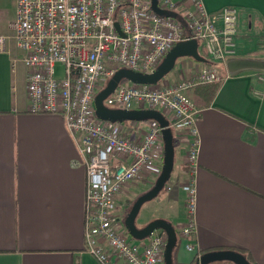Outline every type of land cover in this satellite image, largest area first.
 <instances>
[{
    "label": "crops",
    "instance_id": "obj_1",
    "mask_svg": "<svg viewBox=\"0 0 264 264\" xmlns=\"http://www.w3.org/2000/svg\"><path fill=\"white\" fill-rule=\"evenodd\" d=\"M175 1L172 13L179 17L185 0ZM201 1L211 14L234 6L240 17L235 55L226 66L211 62L222 75L228 73L218 81L212 100H201L199 85L185 93L198 109L196 225L194 251L180 241L172 251V264H194L205 251L231 248L244 250L254 264H264V94L253 93L264 89L257 80L264 73V0ZM13 14V0H0V35L7 36L0 51V264H99L85 247V168L77 163L62 116L28 110L23 52L9 28ZM204 65L184 62L171 83ZM144 125L132 121L123 129L137 139ZM179 145L184 170H178L175 182H167L171 189L162 218L177 236L186 220L181 185L187 178L186 148ZM132 182L124 186L126 191ZM146 241L135 240L138 245ZM98 242L107 251L104 240Z\"/></svg>",
    "mask_w": 264,
    "mask_h": 264
},
{
    "label": "built area",
    "instance_id": "obj_2",
    "mask_svg": "<svg viewBox=\"0 0 264 264\" xmlns=\"http://www.w3.org/2000/svg\"><path fill=\"white\" fill-rule=\"evenodd\" d=\"M9 21L16 47L26 68L28 110L59 114L75 143L77 163L85 168L84 239L86 250L99 264H164L166 234L155 230L146 243L120 230L116 196L128 183L153 181L163 159L161 127L155 120L145 125L137 139L127 136L121 122L96 117V93L119 68L150 73L176 43L196 39L211 61L226 66L236 53L240 11L224 6L209 13L201 0H185L179 17L158 14L151 0H13ZM167 12L175 0H157ZM6 35H0V51ZM62 66L61 76L55 66ZM218 65L210 63L175 83L116 86L105 101L110 108L156 109L164 114L173 140L186 148L187 178L182 183L186 220L179 236L187 251H194L198 167V109L186 95L196 85L224 80ZM264 84V73L257 75ZM263 95L264 89H254ZM164 189L169 191L167 183ZM103 239L107 251L99 244ZM178 239V236H177Z\"/></svg>",
    "mask_w": 264,
    "mask_h": 264
},
{
    "label": "water",
    "instance_id": "obj_3",
    "mask_svg": "<svg viewBox=\"0 0 264 264\" xmlns=\"http://www.w3.org/2000/svg\"><path fill=\"white\" fill-rule=\"evenodd\" d=\"M151 8L158 14L165 16H173L172 12H167L157 6V0H151ZM179 57H191L197 62L205 63L207 60L200 54L198 50V42L196 39H188L174 44L165 54L158 66L150 73H143L128 68H119L111 76L106 84L96 93L92 106L97 118L110 122L131 121H147L155 120L161 127L163 140V159L160 174L155 179L152 186L144 193L140 194L132 203L129 211L124 218V227L126 233L135 240L147 238L155 230H163L166 234V242L164 247V264H172V251L177 244V234L174 226L164 220L155 219L147 223L143 227H137L134 224L135 217L141 205L153 199L164 188L168 182L174 164V145L173 133L169 127V122L162 112L156 109H118L110 108L104 103L110 94H112L122 79H126L137 84H156L168 72H170ZM220 261H230L234 264H253L246 256L233 249L210 250L201 253L194 264H210Z\"/></svg>",
    "mask_w": 264,
    "mask_h": 264
},
{
    "label": "rangeland",
    "instance_id": "obj_4",
    "mask_svg": "<svg viewBox=\"0 0 264 264\" xmlns=\"http://www.w3.org/2000/svg\"><path fill=\"white\" fill-rule=\"evenodd\" d=\"M198 50L201 53H204L206 54V52L204 51V48L202 46V43L200 42L199 43V46H198ZM189 61H192V62H196V60L192 59L191 57H179L176 59L175 61V64H174V67L173 69L168 72L161 80H159L158 82H164L163 80H165V83H171V82H174V80L179 77H176L175 75V72H179L178 69L183 66V63L185 62H189ZM62 74V66L60 64H56L55 66V75L56 76H61ZM108 81L105 80L104 83H103V86L106 84V82ZM176 81V80H175ZM121 83H124V82H127L126 79H122L120 81ZM157 82V83H158ZM105 103L109 106L112 107V104H108L107 101H105ZM132 121L131 120H126L124 122H121V124H130ZM127 136H129L130 138H133L131 136V133L128 131L126 132ZM173 145H174V164H173V170L171 172V176L169 178L168 181H172V182H175V178H176V173L178 172L179 169L181 170H184V165L181 164L179 162V150H183L180 148V145L178 142L174 141L173 140ZM155 180L151 181L150 184L148 183H145V182H140L139 180L136 181L137 183L134 184L135 181H133L129 186L130 188L127 189L126 191V188H124L126 194H121L122 190L117 194V198L116 199V213H117V217H118V225H119V228L122 232L126 233V229L124 227V217L126 216L127 212L129 211L132 203L134 202V200L138 197L139 194L141 193H144L146 192L151 186L152 184L154 183ZM138 188V189H137ZM128 190H133V191H138V193H129ZM170 191V190H169ZM166 192L164 190V188L157 194L156 197H154L153 199L151 200H148L146 202H144L136 217H135V220H134V224L137 226V227H143L145 226L147 223L155 220V219H162L164 216L163 215H166V211H167V200H168V197L170 196V193ZM137 241V240H136ZM181 241V237L178 235V239H177V244L180 243Z\"/></svg>",
    "mask_w": 264,
    "mask_h": 264
},
{
    "label": "trees",
    "instance_id": "obj_5",
    "mask_svg": "<svg viewBox=\"0 0 264 264\" xmlns=\"http://www.w3.org/2000/svg\"><path fill=\"white\" fill-rule=\"evenodd\" d=\"M201 55L207 60L206 64H209V63L212 62L211 59L208 57L207 54L201 53ZM218 86H219V82H213V83L201 84L196 89L198 90V94L200 95L201 100L205 104H208L212 100V98H213V96H214V94H215ZM231 249L237 250V251L243 253L246 256V258L251 263H253L251 261V259H250V256L244 250H242L240 248H231Z\"/></svg>",
    "mask_w": 264,
    "mask_h": 264
},
{
    "label": "flooded vegetation",
    "instance_id": "obj_6",
    "mask_svg": "<svg viewBox=\"0 0 264 264\" xmlns=\"http://www.w3.org/2000/svg\"><path fill=\"white\" fill-rule=\"evenodd\" d=\"M125 218V217H124Z\"/></svg>",
    "mask_w": 264,
    "mask_h": 264
}]
</instances>
